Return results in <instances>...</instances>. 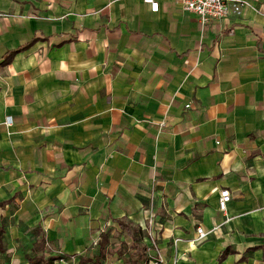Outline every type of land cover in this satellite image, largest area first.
I'll return each instance as SVG.
<instances>
[{
    "label": "crops",
    "instance_id": "1",
    "mask_svg": "<svg viewBox=\"0 0 264 264\" xmlns=\"http://www.w3.org/2000/svg\"><path fill=\"white\" fill-rule=\"evenodd\" d=\"M157 1L0 0V58L31 42L0 66V264L40 236L125 264L115 219L154 264H264V0L205 25Z\"/></svg>",
    "mask_w": 264,
    "mask_h": 264
},
{
    "label": "trees",
    "instance_id": "2",
    "mask_svg": "<svg viewBox=\"0 0 264 264\" xmlns=\"http://www.w3.org/2000/svg\"><path fill=\"white\" fill-rule=\"evenodd\" d=\"M31 42L26 43L22 46L17 47L16 49L7 51L0 58V66L8 64L15 53L25 49L30 45ZM1 203L0 205H3ZM118 226L125 232V235L130 239L128 245L129 251L127 256L124 258L125 264H149L151 257L149 256L148 250L149 247L143 243L142 239L146 236L144 230L139 226H133L129 223H126L122 220L115 219ZM38 231V230H37ZM4 232L3 225L0 224V251L5 252L4 245L2 244V235ZM99 251L97 256L103 258L105 256V246L108 243V237L105 234H102L101 240L99 241ZM229 252V249L222 251L219 255L221 260L226 253ZM66 255H49L46 251V241L43 236H40L39 239L34 243L33 252L26 255V264H55L54 261L61 258H66ZM99 263V262H98Z\"/></svg>",
    "mask_w": 264,
    "mask_h": 264
},
{
    "label": "built area",
    "instance_id": "3",
    "mask_svg": "<svg viewBox=\"0 0 264 264\" xmlns=\"http://www.w3.org/2000/svg\"><path fill=\"white\" fill-rule=\"evenodd\" d=\"M182 8L186 11L195 13L202 25L209 23L212 20L224 19L232 14L239 15L244 7L242 0H178ZM144 3L149 5L152 12H157L159 3L157 0H143ZM189 107V104L186 105ZM8 123L10 120L7 121ZM165 125L164 121L159 123L161 129ZM230 193L228 189H222L219 193L218 198V209L221 212H225L228 202L230 201ZM197 239L201 241L205 239L208 232L204 231L202 227L196 228ZM98 240H95L92 245L98 244ZM55 264H77L78 256L69 255L66 258L57 259L54 261ZM149 264H154L150 262Z\"/></svg>",
    "mask_w": 264,
    "mask_h": 264
}]
</instances>
